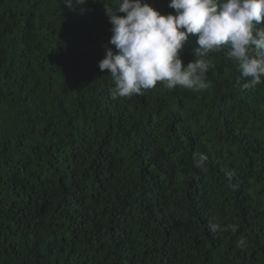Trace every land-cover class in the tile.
Masks as SVG:
<instances>
[{"label": "trees", "instance_id": "obj_1", "mask_svg": "<svg viewBox=\"0 0 264 264\" xmlns=\"http://www.w3.org/2000/svg\"><path fill=\"white\" fill-rule=\"evenodd\" d=\"M85 7L0 0V264H264V84L235 88L225 46L205 90L114 99Z\"/></svg>", "mask_w": 264, "mask_h": 264}, {"label": "clouds", "instance_id": "obj_2", "mask_svg": "<svg viewBox=\"0 0 264 264\" xmlns=\"http://www.w3.org/2000/svg\"><path fill=\"white\" fill-rule=\"evenodd\" d=\"M63 4L73 11L87 10V0ZM168 6L174 14H162L145 0H105L112 33L108 43L115 51L106 46L98 67L114 82V99L140 94L157 82L169 90H205L211 54L225 46L240 74L235 88L244 92L264 84V0H169ZM192 36L194 59L185 64L182 53ZM194 159L195 166L203 168L207 157ZM209 227L216 232L220 226ZM243 244L241 239L238 246Z\"/></svg>", "mask_w": 264, "mask_h": 264}]
</instances>
